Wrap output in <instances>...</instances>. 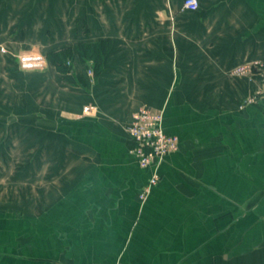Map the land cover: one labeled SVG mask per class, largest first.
I'll return each mask as SVG.
<instances>
[{
    "label": "crops",
    "instance_id": "crops-1",
    "mask_svg": "<svg viewBox=\"0 0 264 264\" xmlns=\"http://www.w3.org/2000/svg\"><path fill=\"white\" fill-rule=\"evenodd\" d=\"M198 1L0 0V58L14 75L36 70L29 116L42 108L55 166L45 205L0 201V264H264V99L241 107L258 83L231 73L264 57V0ZM101 39L112 46L97 77L78 58L67 73L46 58ZM22 54L42 55L43 68L23 67ZM141 106L163 110L179 138L158 167L131 152ZM16 129L0 128V147ZM28 133L37 181L38 127Z\"/></svg>",
    "mask_w": 264,
    "mask_h": 264
},
{
    "label": "rangeland",
    "instance_id": "rangeland-1",
    "mask_svg": "<svg viewBox=\"0 0 264 264\" xmlns=\"http://www.w3.org/2000/svg\"><path fill=\"white\" fill-rule=\"evenodd\" d=\"M15 60L18 62V59ZM0 61H5L6 64L4 65H7V70H4L7 84L4 83L1 88L2 92H4L5 101L2 102L4 106L0 109V128H19L10 137L14 142L13 145H9L10 147H6V149L2 148V146L0 147V158L5 157L4 163L0 162V201H5L4 203L7 207L11 208L18 206L29 207L31 197L35 194L36 196L38 195L37 200L40 207V205H45L42 200L44 199L46 187L50 185L46 173L51 172L55 166L47 165L44 160L47 157L45 139L49 131L45 129L46 119L42 108H38L36 120L35 117L29 116L31 101L28 77H30L32 72L35 73L36 70L16 69L14 75V69L9 67L11 64L9 58L2 56ZM11 80L13 81L12 83ZM35 126L39 130L37 181L31 180L29 174L31 173L29 158L33 153L35 155L36 150L31 149L28 144L25 145L29 143V128H35ZM65 151L66 153H61L62 157L71 158L74 156L73 150ZM59 153L50 150L49 156L58 157Z\"/></svg>",
    "mask_w": 264,
    "mask_h": 264
},
{
    "label": "built area",
    "instance_id": "built-area-1",
    "mask_svg": "<svg viewBox=\"0 0 264 264\" xmlns=\"http://www.w3.org/2000/svg\"><path fill=\"white\" fill-rule=\"evenodd\" d=\"M183 6L196 10L199 7L198 0H184ZM20 57L23 67L43 68L44 57L39 54H22ZM234 76L248 77L257 81L255 92L244 100L241 107L264 99V57L261 60L245 62L232 69ZM163 110L149 106H141L132 114V119L127 126L129 138L133 141L131 149L142 168L150 166L158 167L164 159L179 150L178 136L169 134L164 126ZM160 174L155 171L151 179L140 192L139 198L144 201L151 189L159 182Z\"/></svg>",
    "mask_w": 264,
    "mask_h": 264
},
{
    "label": "trees",
    "instance_id": "trees-1",
    "mask_svg": "<svg viewBox=\"0 0 264 264\" xmlns=\"http://www.w3.org/2000/svg\"><path fill=\"white\" fill-rule=\"evenodd\" d=\"M112 46L111 40L101 39L93 42H82L77 50L67 47L59 51H49L47 60L61 73L74 71V61L92 64L93 75L97 77L104 69V59Z\"/></svg>",
    "mask_w": 264,
    "mask_h": 264
}]
</instances>
